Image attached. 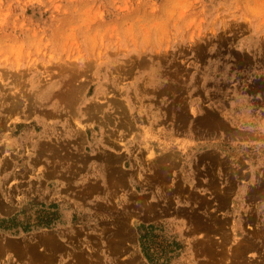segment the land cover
I'll list each match as a JSON object with an SVG mask.
<instances>
[{
	"label": "rangeland",
	"instance_id": "1",
	"mask_svg": "<svg viewBox=\"0 0 264 264\" xmlns=\"http://www.w3.org/2000/svg\"><path fill=\"white\" fill-rule=\"evenodd\" d=\"M0 244L264 264V0H0Z\"/></svg>",
	"mask_w": 264,
	"mask_h": 264
},
{
	"label": "bare ground",
	"instance_id": "2",
	"mask_svg": "<svg viewBox=\"0 0 264 264\" xmlns=\"http://www.w3.org/2000/svg\"><path fill=\"white\" fill-rule=\"evenodd\" d=\"M47 96H48V94H47ZM17 103H18V102H17ZM13 105H14V104H13ZM14 106H15V105H14ZM14 106H13V107H14ZM16 107H17V106H16ZM18 108H19V107H18ZM1 243H2V242H1ZM3 243H4V242H3ZM8 243H9V242H8ZM11 243H12V242H11ZM4 244H6V242H5ZM9 244H10V243H9ZM14 244H16V243H14ZM0 245H1V244H0ZM11 246H12V245H11ZM35 246H36V245H35ZM242 250H243V249H242ZM242 250H241V251H242ZM2 251H3V250H2Z\"/></svg>",
	"mask_w": 264,
	"mask_h": 264
}]
</instances>
